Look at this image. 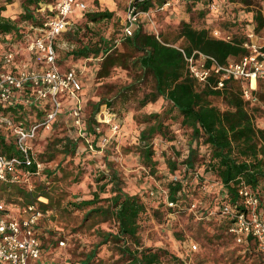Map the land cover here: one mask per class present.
Masks as SVG:
<instances>
[{"label":"trees","instance_id":"16d2710c","mask_svg":"<svg viewBox=\"0 0 264 264\" xmlns=\"http://www.w3.org/2000/svg\"><path fill=\"white\" fill-rule=\"evenodd\" d=\"M15 1L19 10L5 16L4 11ZM57 1L3 0L0 56L24 48L32 34L30 28L50 19L53 14L47 7ZM214 2L218 5L215 12L210 8ZM133 6L149 22L156 16H164L166 24L162 27L176 29L178 37L185 41L181 48L187 53L198 50L214 56L220 64L238 61L248 53L245 43L260 42L257 37L264 32V0H134ZM93 9L83 12L80 24L115 18L111 23L114 26L105 32L107 35L102 29L105 26L94 31L88 26L79 27L84 29L82 34L63 33L62 38L76 43L63 58L84 61L103 57L100 74L120 67L126 71V79L118 84L117 94L110 96L105 92L107 97L95 103L85 132L93 141L100 139L97 131L100 110L110 109L118 101L133 96L140 131L136 142L122 147L126 154H134L141 166L157 173L161 187L148 185L136 189L110 162L109 174L97 171L92 183L84 187L91 159L74 161L78 153L76 138L69 133L53 135L40 129L30 143L32 158L43 164L39 177H34L37 179L34 196L47 200L40 204L44 211L75 217L79 224L72 228L68 239L51 234L48 244L46 237L39 235L42 252L35 264H188L191 259L184 252L185 238L178 236L182 243L171 250L146 242L144 229L153 218L162 224L168 214L192 205L198 213L212 215L198 225L199 232L205 231L198 238L210 244L217 240L233 246L228 264H263V254L256 251L254 238L243 234L238 241L230 230L236 217L249 211L239 195L242 182L260 196L259 209L264 210V84L258 82V87L251 90L257 98V103H252L243 97L244 89L249 87L245 80H228L222 89L215 87V78L210 83H198L188 71L181 48L167 37L169 29L159 34L148 32L139 20L133 35L126 36L127 8L121 16L106 9ZM216 28L223 32L221 39L212 36ZM118 38L123 50L116 46ZM56 50L59 52L57 47ZM57 60L61 68V59ZM31 61L28 68L34 69V59ZM6 70L17 71L14 66ZM147 107L148 110L142 111ZM51 109L48 101L34 95L30 84L19 91L15 101L0 103V116L10 123L0 122V155L24 160L11 128L18 125L30 128L43 121ZM179 132L183 137H179ZM157 137L170 144L162 152L168 175H158L159 159L154 143ZM180 143L185 146L178 147ZM19 168L24 172V163ZM25 168L32 173L36 171L34 164ZM204 181L218 185L215 190H198ZM0 185L4 186L0 199L7 204L24 197L29 200L24 182L5 181ZM167 201L174 202L175 207H167ZM225 206L230 207L228 214L223 212ZM63 239L71 241L58 252L59 241Z\"/></svg>","mask_w":264,"mask_h":264},{"label":"built area","instance_id":"2783aa9c","mask_svg":"<svg viewBox=\"0 0 264 264\" xmlns=\"http://www.w3.org/2000/svg\"><path fill=\"white\" fill-rule=\"evenodd\" d=\"M3 0H0V4ZM134 0H129L127 5L128 26L125 28L126 36H132L136 25H138L141 13L133 6ZM165 6H169L166 4ZM52 16L39 27H31L32 34L29 35L25 43V48L17 52L4 53L0 56V103L6 104L15 101L19 91L26 84L33 87L34 95L39 99L46 100L52 105V109L46 114L43 121L25 128L22 125L12 127V133L17 139V146L24 154V160L17 157L7 158L0 155V183L5 181L24 182L28 190L29 200L24 202L20 209L21 214L7 216L9 214L8 204L0 199V264H35L41 259V241L39 239L38 226L49 214L44 211L40 204L47 200L40 196L35 198L32 179L39 177L43 164L31 154V141L36 137L40 129H51L58 115L63 108V98L71 99L75 105L72 108V115L75 125L82 130L84 121L82 120L83 103L80 97L82 84L77 77L74 68L61 71L57 60V39L67 31L75 32L73 18L75 10L93 12L83 0H58L55 5L47 7ZM215 35H219L216 31ZM228 39V38H227ZM248 53L238 61H230L225 64L217 63V59L211 55L195 50L187 53L184 48L180 50L184 54L190 75L198 83H210L215 78L216 88L222 89L228 80H245L249 87L244 89L243 97L246 101L257 103L251 90L258 87V82L264 84V44L260 42H246L244 45ZM74 46L68 47L71 51ZM27 51L36 54L37 59L44 66L43 70L29 69L27 64H21L16 72L6 70L14 66L18 56ZM212 62V63H211ZM106 108L98 114L99 124H109L114 134L118 133L120 126L113 120L112 115L106 113ZM0 122L9 121L0 116ZM107 139L103 140L105 143ZM24 163V172L19 168ZM36 166L34 173L26 170V166ZM239 195L243 198L248 212L240 213L236 217L235 226L231 233L241 241L243 234L252 236L258 249L264 252V210L259 209L261 204L260 196L254 192L244 182L240 184ZM170 208L175 207V203L167 201ZM15 207L17 204H9ZM224 214L230 212V207L223 208ZM64 246L65 242L61 241ZM197 249V245H192Z\"/></svg>","mask_w":264,"mask_h":264},{"label":"rangeland","instance_id":"374dc122","mask_svg":"<svg viewBox=\"0 0 264 264\" xmlns=\"http://www.w3.org/2000/svg\"><path fill=\"white\" fill-rule=\"evenodd\" d=\"M93 0H88V2H91ZM122 3L119 4L116 14L122 15L123 9L127 8L128 1L129 0H120ZM183 2V0H182ZM176 4V3H175ZM173 4L172 6H175ZM14 7L17 12L19 10L18 3L15 1L14 4L11 5V7ZM170 6V7H172ZM92 8V7H90ZM213 12L218 9L217 3L214 2L212 6L210 7ZM127 11V10H125ZM84 11L82 10H75L74 15H71L73 18L74 26L77 28L76 32L80 31L82 34L84 29L80 30L79 27L88 26L92 31L97 30L98 28H101L102 25H99V23H89V24H80V19L82 18V14ZM77 15V16H76ZM144 23L145 31L153 32L156 34H159L163 29L167 32L169 28L165 25V27H162V24H166L165 20L166 18L164 16H156L150 22L145 19V17H142L140 19ZM161 26V28H160ZM172 26V25H171ZM112 27V26H110ZM219 31V35H215V32ZM73 32V31H72ZM221 34L223 32L216 28L212 31V36L215 38L221 39ZM168 38L171 40V42H174L176 46L183 47L185 46V41L183 38L178 37V33L175 28L171 27L169 29V34H167ZM123 36L120 35V37ZM62 37V36H61ZM59 37L57 40V48L59 49V52H57L58 58L61 59L60 66L67 69L72 65V63L77 62L76 64V72L77 75H80L82 77V91L80 92V97L82 99L83 103V110H82V120L84 121V127L82 130H80L74 122V118L72 115V108L73 106L65 112L64 114L60 112L58 115L56 121L53 123L51 129H42L41 131H51L53 135L56 134H64L69 133L72 135V137L76 138L77 141V149L78 153L74 157V161L76 163H79L80 159H91V162L87 164V173H85L83 185L88 186V183L93 181V176H95L97 171H104L106 174H109L111 172L109 162L111 164H114L117 170L121 171L125 178H128L132 183V186L136 189L142 190L143 186H152V187H161L160 180L156 178V174H153L149 168H145L140 165L138 158L134 154H130L124 151L122 145H130L136 142V139L139 135L140 131V125L135 120V114L137 103L133 96H128L126 99L121 100V102H117V104L114 105V107L106 108V113L108 115L113 116V120L116 121L120 129L118 133L114 134L112 132V128L109 124H99L97 126V131L100 134L98 137L100 139L93 141L90 136H88L85 132L86 129V121L88 120V117L91 115L93 107L97 101H100L101 97H107L105 95V91H107V88L105 90L102 88L100 89V86H92L91 82L92 79L89 80L84 77L85 75V69H87L90 65H92V61H81V60H70V59H64L65 53H68L70 50L68 47L76 46V43L67 41L64 38ZM230 37V36H229ZM228 38V36H227ZM83 39L86 40V37ZM257 39L260 40V43L264 44V32H261ZM119 38L118 41H116V44H120ZM25 48V44H24ZM23 48V49H24ZM120 49H123L122 46ZM27 51H24V53ZM61 53V54H60ZM212 56V55H211ZM214 57V56H213ZM19 60V59H18ZM17 60V61H18ZM95 61L93 63L97 64L96 66L99 67L100 59H94ZM84 71V74H83ZM111 80L118 82L119 85L123 84L126 79V71L118 68L114 69L112 72ZM99 79L95 78L94 81ZM115 89L118 90L116 87ZM115 93H109L110 96H113L117 94ZM104 94V95H103ZM84 99V100H83ZM110 98H107L109 100ZM85 101V102H83ZM104 107V105L102 106ZM109 109V110H108ZM149 107L143 109L142 111L148 110ZM102 110V109H101ZM100 110V112H101ZM62 111V109H61ZM99 112V113H100ZM141 111L139 112V114ZM98 117V115H97ZM60 131V133L58 132ZM179 137H183L181 132L178 133ZM107 139L105 143H103V140ZM155 147L158 151V159H159V166L158 169L160 172L158 175H168V170L165 166V157L163 155V150H168L170 147V144L167 141L162 140L160 137L155 138L154 140ZM44 144V141L42 142ZM177 146L184 147L185 143L177 144ZM35 148V147H34ZM182 149V148H181ZM36 151V148H35ZM171 152V151H170ZM75 163V164H76ZM37 180V179H36ZM35 178L32 179V184L34 186L36 182ZM147 183V184H145ZM202 187L198 188V190H202L204 188H209L212 190H215V186L218 184H212L210 181H204L202 183ZM4 186L0 185V193L1 190H3ZM150 199V198H149ZM25 197L24 200H19V202H13L15 207H11L8 204V210L9 214L7 216H16L17 210H19L23 204H25ZM154 202L151 201L152 205ZM194 203V202H193ZM196 203V202H195ZM167 207H169L167 205ZM49 214H47L46 218L43 220L41 224V230L39 231V235L45 236L47 239V243L49 244V238L51 237V234H56L58 237H65L68 239L69 233L71 232L72 228L76 227L79 222L77 218L75 217H64L58 214L57 212L53 210H48ZM211 218L212 215H208L207 213H198L196 210V207L193 205L191 207L186 208L184 211H176L173 213H170L167 215L166 220L164 223L160 224L156 222V219L153 218L150 220L149 224L146 225L144 229V240L150 244L153 245H165L168 246L171 250L176 249L177 244H181L182 241L180 239H177L178 236L185 238L184 243L187 244L186 250L184 252L189 254L190 261H188V264H228L229 263V257H230V251L233 249L230 246H225L220 244L219 241L213 240L214 243L210 244L208 240L199 239L198 236L205 235V231L199 232L197 230L198 225L205 222V218ZM62 232V234H60ZM62 240V239H61ZM60 240V241H61ZM59 241V251H63L66 249V247L70 243L69 240H64L65 245H60ZM203 241V242H202ZM44 242V241H43ZM192 245H197V249H193ZM183 248V246H182ZM259 253L263 254L261 257V261L264 264V253L259 251L258 247H256ZM43 263L46 262L44 258H42Z\"/></svg>","mask_w":264,"mask_h":264},{"label":"crops","instance_id":"0c3cea01","mask_svg":"<svg viewBox=\"0 0 264 264\" xmlns=\"http://www.w3.org/2000/svg\"><path fill=\"white\" fill-rule=\"evenodd\" d=\"M85 1L88 4V6H90V7H93L95 9L96 8L97 9L100 8L102 10L106 9L108 11H113L114 13L117 12V9H118L119 4L122 3L120 0H93L91 2H88V0H85ZM15 10L16 9L13 6L12 7L9 6L8 9H6L4 11V14H5V16H12V14L15 12ZM114 20H115V18H113L111 21H103V22L99 23V25L105 26V27L102 28L103 31H104V33L106 31L108 32V31L111 30L110 28H112V27H110V26H114V24H111ZM136 27H138V25H136ZM105 35H107V34L105 33ZM116 46L117 47H121L122 46V42L120 41V44H118V45L116 44ZM120 50H123V49H120ZM98 58L100 59L99 67L96 66L97 64L93 63L95 61L94 59H98ZM98 58H89L88 59V60L92 61V65H90L87 69H85V75H84V77L87 78V79H89V80L92 79V82H91L92 86L93 85L94 86H97V87L100 86L99 88L100 89L103 88L104 90H105V88H107V91H105L107 93H115V92H118L119 90H117L115 88L116 87L118 88V84L119 83L111 80V77L113 75L112 72L114 71V69H118L120 67H116L114 69L112 68L113 70L111 69L110 72H108V73H105L104 72L103 74H100L101 62H102V58L103 57H101V58L98 57ZM32 59H34V69H38V70H43L44 69L43 64L41 63V61H39L37 59L36 54H32V53H29V52H25V53L22 52L18 56V58H17L18 61H16V63L14 64V67L16 69H18L21 66L22 63H24V65L27 64V66H29L31 64V62H32L31 61ZM84 61H87V60H84ZM76 63L77 62L72 63V65L70 67H68L67 69L62 68L63 66L60 69H61V71H67L68 69H71V68H74L75 69V68H77L76 67V65H77ZM83 74H84V71H83ZM77 77H78L79 81L81 83H83L82 82V77L83 76L81 77L80 75H77ZM95 78L99 79V81L98 80L94 81ZM82 85L84 86V84H82ZM62 100H63L64 103H63V108H62L61 114L62 113L64 114L65 112H67V109L69 110L72 106L75 105V103L71 99H65V98H63ZM83 102H85V101H83ZM17 211L18 212H16V215H19V214H21L22 209H19ZM42 222H43V220L40 222V224L38 226V233L41 230V224H42Z\"/></svg>","mask_w":264,"mask_h":264}]
</instances>
